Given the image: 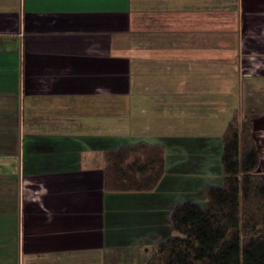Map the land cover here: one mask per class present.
Masks as SVG:
<instances>
[{
	"label": "crops",
	"instance_id": "1",
	"mask_svg": "<svg viewBox=\"0 0 264 264\" xmlns=\"http://www.w3.org/2000/svg\"><path fill=\"white\" fill-rule=\"evenodd\" d=\"M162 84L185 124L232 88L264 173V0H0V264H143L175 202L221 183L198 136L170 138L154 190H104V149L160 143L137 120Z\"/></svg>",
	"mask_w": 264,
	"mask_h": 264
},
{
	"label": "trees",
	"instance_id": "2",
	"mask_svg": "<svg viewBox=\"0 0 264 264\" xmlns=\"http://www.w3.org/2000/svg\"><path fill=\"white\" fill-rule=\"evenodd\" d=\"M250 115L234 109L221 135L220 184L201 203L178 200L170 232L143 264H264V177ZM103 188L152 191L165 174V146L137 141L103 150Z\"/></svg>",
	"mask_w": 264,
	"mask_h": 264
},
{
	"label": "rangeland",
	"instance_id": "3",
	"mask_svg": "<svg viewBox=\"0 0 264 264\" xmlns=\"http://www.w3.org/2000/svg\"><path fill=\"white\" fill-rule=\"evenodd\" d=\"M155 80L160 81L161 77H157ZM164 83L167 85V82H164ZM166 87L167 86H164L162 84L160 87L161 91L146 97V99L144 101V102L149 103V104L156 101L160 104V106L162 107L158 111L160 119L159 120L150 119L149 116H147V115H145V119L140 117L139 120H137V130L139 132L140 131L142 132V133H139V135L143 136L145 139H150V137H154V138H156V140L158 139L157 142H160L165 146L166 167L169 168V160H170L169 151H170V147H171L170 138L175 139L174 141L177 144L181 143L182 148L186 147L185 144L190 145V147H191L192 144L193 145H195V144L199 145L201 142H203L201 140V138H196L198 136H213V137H220V139H221L222 132L225 128V125L228 122V119L230 118V116H231V114L235 108L240 109V104L236 100L232 99L235 95L232 92V88H230L229 90H227L225 92V100H226L225 103L224 102L218 103L219 108H209L210 105H208L206 107L207 108V118L203 119L205 122L204 124H202L201 121H198L197 123H192V124H185L184 120L179 118L181 108L175 109L176 118L174 119L175 121L173 120L174 122H172V119H170V117H169V108H168V104H169V102H171V101H169L170 93H167V90H163ZM215 105H217V104H215ZM210 107H213V105ZM152 111L153 110H149L148 108H146V113H150ZM223 114H224V117H223ZM240 115H242V114H240ZM192 118H189L187 120H190ZM252 131H253V128H252ZM253 134H254V131H253ZM191 136H194V137H192L193 140H188L189 142L178 141V140H183L182 137L190 138ZM254 136H255V134H254ZM255 138H256V136H255ZM146 141H151V140H146ZM192 141H193V143H192ZM151 142H153V141H151ZM124 143H127V142H124ZM128 143H130V142H128ZM213 143L215 144V142H212V144ZM257 145H258V143H257ZM261 145H262V148H264V142H261ZM187 159L190 160V158H188L186 156V160ZM207 160L208 159L206 158V161ZM219 168H221L220 165H219ZM212 171L217 172L218 170L215 168ZM259 174L262 177H264V173L260 172ZM196 177H198V176H196ZM202 177L204 180L208 179V178H206L207 175H205V174H203ZM171 181H173V180H171ZM182 192H184V191H182ZM185 194L189 195V193L187 191L185 192ZM190 197H195V196H190ZM183 199H187V198H183ZM196 199H198V198H195V201H199L197 203H201L200 202L201 199L200 200H196ZM152 251H153V249H152Z\"/></svg>",
	"mask_w": 264,
	"mask_h": 264
}]
</instances>
